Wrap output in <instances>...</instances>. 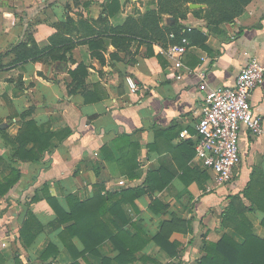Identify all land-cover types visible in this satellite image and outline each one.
Here are the masks:
<instances>
[{
  "label": "crops",
  "instance_id": "obj_1",
  "mask_svg": "<svg viewBox=\"0 0 264 264\" xmlns=\"http://www.w3.org/2000/svg\"><path fill=\"white\" fill-rule=\"evenodd\" d=\"M162 1L179 5L186 16L176 18L166 7L161 12ZM213 2L0 0V182L12 179L13 169L21 174L6 195L0 194V264H73L74 258L79 264H103V257L118 264L110 240L98 246L100 255H79L82 240L65 230L73 222L58 223L44 190L68 213L70 196L89 201L101 193L115 201L123 191L138 190V198L121 208L125 231L133 237L141 230L143 238L165 231L178 255L150 241L129 264H196L205 255V242H218L224 234L243 242L222 224L231 203L264 238V212L256 205L264 201V132L254 136L242 128L240 161L223 187L208 191L212 179L204 180L209 172L196 160V125L209 89L233 87L251 57L264 63V0H252L228 21L213 11ZM149 12L157 14L162 30L194 29L183 69L161 52L167 39L153 40L159 30L152 33L143 24ZM130 20L131 43L118 47L113 29ZM30 37L43 50L40 57L14 63V53L5 55ZM250 101L264 128V84ZM30 120L56 134L39 164L13 159L17 143L6 140L15 139ZM252 177L255 186L248 190ZM111 218L119 220L109 212L102 216L106 224Z\"/></svg>",
  "mask_w": 264,
  "mask_h": 264
},
{
  "label": "trees",
  "instance_id": "obj_2",
  "mask_svg": "<svg viewBox=\"0 0 264 264\" xmlns=\"http://www.w3.org/2000/svg\"><path fill=\"white\" fill-rule=\"evenodd\" d=\"M177 1L180 2L181 0ZM251 1L252 0H214L213 3H215L216 6L213 11L219 12L224 21L232 20L235 16L242 13L244 8ZM169 4V2L162 1L160 3V11L165 12L163 7H166L169 12L176 16V18L177 15H180L181 17L186 16L179 11V5L171 7ZM196 14H198V11H196ZM156 15L155 12H149L142 20L146 28L149 30L151 29L150 31L152 33H154L156 29L159 30L157 37H154L153 40L167 39V42L170 44L178 42L183 36H186L191 41V35L194 32L193 28L188 32L186 31L187 28L179 25L177 28L171 27L162 30L161 28H158L159 19ZM100 20L107 22L106 18H101ZM133 21L134 20H130L127 25L113 29V41L116 46L119 47L123 44L127 46L130 45L131 38L126 37V35L132 33L131 28L133 27ZM170 34H173L174 38H170ZM10 53H14L16 56L14 63H26L30 59H37L40 57L43 54V50H41L34 39L30 37L28 43L22 42L12 47V49L5 55ZM65 54L66 53H64L61 58H64ZM98 57L102 62L104 61L102 55L98 54ZM0 58L2 59L3 55H0ZM3 67L4 66L0 65V69ZM81 68L82 66L78 67L77 71L74 72V79H77L75 74L81 71ZM55 135L56 134L51 132L50 129H47L45 125L39 126L35 121L30 120L21 125V130L15 139L6 136V140L17 143L13 159L17 158L21 161L39 164L45 153L50 149ZM125 139L128 138L126 137ZM30 144H32V146L29 148ZM126 157L127 156H124V158ZM204 171L207 173L205 169ZM13 174L14 177L12 179L0 182V189L3 190L0 191L1 196L6 195V193H8L14 184L21 178V174L18 170L13 169ZM203 178L204 180L210 179L211 175L207 173L203 175ZM150 182L153 184L152 181ZM254 186L255 181L253 182L252 177V182L248 190L253 189ZM248 190L245 195H248ZM137 191H123L121 193L122 196L115 201L113 195H111L112 202L109 197L106 195L102 196L101 193H98V195L94 196V198L89 201H80L77 197L70 196L68 197V202L71 208L69 213L61 207L58 200L51 196L47 190H44V197L56 212L58 223H65V221L68 220V222H73V224L65 228V230L72 234V236L78 235L82 240L85 248L83 251L78 252L81 256H84L86 253L100 255L98 252V246L106 240H110L119 252L114 259L118 264H129L136 261L137 258L135 257V254L146 247L150 241L157 243L170 256H177L178 245L169 241L165 231L160 232L153 238H143L142 234L144 232L141 230H139L136 236L133 237L129 236L125 231L124 226L127 223V219H125L124 215L121 213V208L126 203L133 202L138 198L140 194ZM248 197L255 201V199L251 198V195H248ZM262 198L264 200V194ZM256 205L262 212H264V201H258L256 202ZM106 212H109L111 216H116L119 220L111 218V222H109L111 225L106 224L105 221L102 220V216H104ZM222 224L227 228L233 229L244 239V241L238 242L230 235L224 234L218 242H205V255L198 260L196 264H264V238H260L254 234L252 222L243 213L237 211L234 203L229 205L223 216ZM262 225L264 227V217L262 219ZM29 226L30 223L24 226L21 232V236L24 239L27 238V233H29ZM66 232L64 231V234H66ZM34 238L35 236H32L31 239L27 241L28 244H30ZM66 246L72 253V246H69L68 243H66ZM51 247H53V245L48 247L43 256L49 254L47 252ZM56 250L58 252V249ZM74 259L75 261L73 264H79L78 260L76 258ZM112 262L113 259L103 257V264H111Z\"/></svg>",
  "mask_w": 264,
  "mask_h": 264
},
{
  "label": "built area",
  "instance_id": "obj_3",
  "mask_svg": "<svg viewBox=\"0 0 264 264\" xmlns=\"http://www.w3.org/2000/svg\"><path fill=\"white\" fill-rule=\"evenodd\" d=\"M188 27L186 31L190 32ZM170 38H174L170 34ZM192 44L188 37L170 43L161 52L172 59L177 69H183V56ZM182 75L177 76L180 79ZM205 86V76L200 75ZM133 92L138 87L131 78L127 79ZM264 84V63L251 57L241 70L233 87L209 89L203 103V117L196 125L199 141L196 145V160L212 178L208 191L229 184L240 161V132L246 128L252 135L264 132L262 118L253 111L250 96L254 89ZM202 85V87H204ZM206 87V86H205ZM187 134V131H184Z\"/></svg>",
  "mask_w": 264,
  "mask_h": 264
},
{
  "label": "rangeland",
  "instance_id": "obj_4",
  "mask_svg": "<svg viewBox=\"0 0 264 264\" xmlns=\"http://www.w3.org/2000/svg\"><path fill=\"white\" fill-rule=\"evenodd\" d=\"M211 186V185H210Z\"/></svg>",
  "mask_w": 264,
  "mask_h": 264
}]
</instances>
